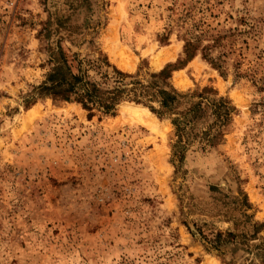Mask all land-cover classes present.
<instances>
[{
	"label": "rangeland",
	"instance_id": "rangeland-1",
	"mask_svg": "<svg viewBox=\"0 0 264 264\" xmlns=\"http://www.w3.org/2000/svg\"><path fill=\"white\" fill-rule=\"evenodd\" d=\"M197 20L253 28L220 49L223 77L198 54L171 72L176 90L211 86L236 109L221 144L189 148L176 172L171 125L142 105L90 117L49 98L24 106L49 48L82 57L92 41L122 71H156L182 56L177 36ZM236 60L264 76V0H0V264H246L198 236L232 230L238 188L264 220V91L235 76Z\"/></svg>",
	"mask_w": 264,
	"mask_h": 264
},
{
	"label": "trees",
	"instance_id": "trees-1",
	"mask_svg": "<svg viewBox=\"0 0 264 264\" xmlns=\"http://www.w3.org/2000/svg\"><path fill=\"white\" fill-rule=\"evenodd\" d=\"M90 28L93 31V27ZM252 28L253 24H250L247 28L228 27L222 32H213L208 24L194 21L177 36L182 41L181 57L163 64L156 71L138 67L133 73L110 63L92 41L89 42L90 53L82 57L77 52L67 55L56 45L49 48L50 65L39 84L33 87L35 96H30L24 106L33 104L39 97L49 98L53 103L78 104L90 117L95 112L113 115L123 101L142 105L156 118L167 119L171 125L169 161L176 172L189 148L205 152L221 144L236 109L227 97L219 95L211 86L183 92L176 90L170 84L171 72L198 54L223 77L227 52L220 49L229 38L248 34ZM166 39L167 33L160 36L159 41L164 43ZM241 42L245 44V38H241ZM216 50V54H212ZM233 66L236 77L247 76L257 91H264V76H256L252 67L240 70L239 60ZM211 189L217 190L213 186ZM231 205V209L239 213L237 218H231L232 230H214L208 234L198 230L204 250L214 252L221 261L242 258L246 264H264V233L260 234L264 220H252V214L246 213L251 203L240 188L232 196Z\"/></svg>",
	"mask_w": 264,
	"mask_h": 264
},
{
	"label": "bare ground",
	"instance_id": "bare-ground-1",
	"mask_svg": "<svg viewBox=\"0 0 264 264\" xmlns=\"http://www.w3.org/2000/svg\"><path fill=\"white\" fill-rule=\"evenodd\" d=\"M121 107H122L121 112L124 114L125 113L134 114L137 118H139L140 116V120H142L141 117L145 118L146 120L152 119L151 114L147 110H145L143 107H140L138 105L124 103L121 105Z\"/></svg>",
	"mask_w": 264,
	"mask_h": 264
},
{
	"label": "built area",
	"instance_id": "built-area-1",
	"mask_svg": "<svg viewBox=\"0 0 264 264\" xmlns=\"http://www.w3.org/2000/svg\"><path fill=\"white\" fill-rule=\"evenodd\" d=\"M12 3H13V0H4L5 6H10L12 5Z\"/></svg>",
	"mask_w": 264,
	"mask_h": 264
}]
</instances>
